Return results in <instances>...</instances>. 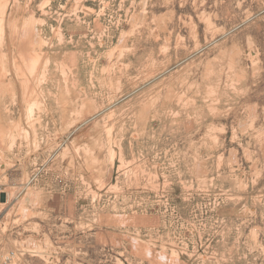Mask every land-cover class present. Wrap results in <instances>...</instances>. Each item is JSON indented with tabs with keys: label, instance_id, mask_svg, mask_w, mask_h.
Listing matches in <instances>:
<instances>
[{
	"label": "rangeland",
	"instance_id": "374dc122",
	"mask_svg": "<svg viewBox=\"0 0 264 264\" xmlns=\"http://www.w3.org/2000/svg\"><path fill=\"white\" fill-rule=\"evenodd\" d=\"M0 264H264V0H0Z\"/></svg>",
	"mask_w": 264,
	"mask_h": 264
}]
</instances>
